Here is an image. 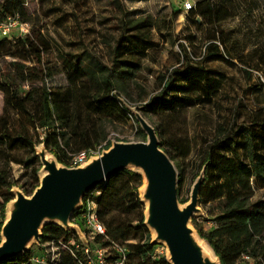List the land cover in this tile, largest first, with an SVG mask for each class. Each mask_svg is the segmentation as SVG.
I'll return each mask as SVG.
<instances>
[{
    "label": "trees",
    "instance_id": "trees-1",
    "mask_svg": "<svg viewBox=\"0 0 264 264\" xmlns=\"http://www.w3.org/2000/svg\"><path fill=\"white\" fill-rule=\"evenodd\" d=\"M26 2L0 0V22L17 18L23 23H28ZM235 6L236 0L196 1V6L189 10V16L195 24H198L197 18H201V24L208 27L203 37V57L197 62L193 61L186 46L180 44L183 62L171 70L167 81L161 84L160 92L145 103L143 109L146 112L156 113L163 109L176 111L178 104L183 108L191 107L204 99L202 91H205L206 95L210 94L209 77L223 75L208 69L206 62L215 56L222 57L224 51L220 43L227 48L224 24L231 18ZM121 22L122 33L113 48L112 66L103 64L86 49L80 54H71L72 58H63V64L70 67L72 72L81 64L88 78L80 86L62 91L48 88L49 68L43 63V50L36 39L27 35L14 42L13 50L4 52L3 48L9 40L0 38V90L5 94L7 108L19 112L28 120L27 125L23 126V131L18 133L10 131L7 128L8 121L5 122V129L0 130V149H4L6 153L17 147L34 153L36 151V156L26 159V166L32 169L30 180L21 185L26 195H32L40 185L42 165H37V158H40L36 148L39 143L45 142L46 148L54 151L58 162L69 166L73 156L66 160L59 152V137L65 140L66 131L72 130L74 135L81 137L84 143L81 148L90 150L95 142H99L97 121L104 117L134 118V113L121 100L122 94L117 90V71L123 68L121 76L134 77L133 68H140L134 55L145 54L158 43L152 39L151 19L130 18L124 9ZM29 51L34 52L36 65L28 63L26 54ZM8 56L13 59L7 60ZM26 84L30 89L24 91ZM259 84L263 85L260 80ZM79 88L83 90L79 91ZM198 93L200 95L196 96ZM169 96H172L171 100L167 99ZM93 114L97 117L96 120L91 117ZM28 125L34 129L37 140L30 133ZM39 129L44 131L42 139ZM156 131L159 136L157 128ZM204 144L206 167L200 202L214 204L219 214L208 230L200 228L196 218L193 219L194 225L221 264H264V199L254 200L255 190L252 186L255 184L264 188V122L248 125L234 121L230 126L217 130L215 136L206 139ZM160 146L173 160L174 156L165 148V141ZM11 161L10 158L0 160V234L8 218L6 211L9 203L15 197L12 190L15 181L11 178L9 165ZM125 171L132 184L123 193L117 195L114 192L116 175L88 192L97 202L98 217L105 225L109 237L104 239L98 236L94 242L105 246L119 243L126 247L127 251L131 248L130 252H126L123 264H171L167 257H157L156 252L161 244L152 242L150 236L132 246L127 245L136 234L131 232L114 212L132 213L143 206L139 189L143 185L144 176L136 171ZM81 213V210L75 212L77 217ZM76 225L85 230V225ZM77 231L65 229L55 223L44 226L40 243H62L59 259L54 264H81L80 260H85L81 247H77L80 242ZM1 242L0 240V244ZM71 250L76 254H72ZM114 252L116 256L111 253L108 258L112 264L122 258L119 253ZM25 256L27 257L24 261H19L20 264H32V255L26 252ZM245 256H248L249 260ZM16 258L15 260H18L19 256ZM5 263L6 261L2 264Z\"/></svg>",
    "mask_w": 264,
    "mask_h": 264
},
{
    "label": "rangeland",
    "instance_id": "rangeland-1",
    "mask_svg": "<svg viewBox=\"0 0 264 264\" xmlns=\"http://www.w3.org/2000/svg\"><path fill=\"white\" fill-rule=\"evenodd\" d=\"M26 1L28 32L23 33L21 29L13 28L11 38H7L9 41L3 51L13 50L14 42L27 35L36 39L40 49L43 50V63L49 68L47 86L60 91L76 88L88 78L81 64L73 72L70 67L63 64V58H72L71 54H80L86 49L97 56L103 64L112 66L113 48L122 33L121 16L124 9L130 18H149L153 21L152 39L158 45L145 54L134 55V59L140 64L139 69L133 68L134 77L121 76L123 68H120L115 82L125 102L139 110L158 129L160 144L165 141L166 150L174 156L173 161L178 175V196L182 205L189 201L192 186L206 167L205 140L214 137L217 130L230 126L234 121L248 125L264 122V0H236L237 6L232 16L224 24L227 48L220 43L224 51L222 57L215 56L206 62L208 69L216 70L223 75L209 77L210 94L206 95L205 91H202L204 99L191 107L183 108L178 104L176 111L163 109L156 113L146 112L143 106L152 96L160 92L161 84L167 81L171 70L182 64L184 57L180 44L186 46L193 61L201 60L204 54L203 37L208 27L201 24V18H197L198 24L194 23L189 11L185 10L186 0ZM26 56L29 58L28 63L32 66L36 65L33 51H29ZM12 59L11 56L7 57V60ZM259 80L263 85L259 84ZM23 89L27 91L30 86L26 84ZM82 90L83 88H79V91ZM167 99L171 100L172 96ZM91 117L97 119L94 114ZM6 121H8L7 128L13 133L22 132L23 126L28 122L25 116L7 108L5 94L0 90V130L5 129ZM28 128L37 140L34 129L30 125ZM96 129L99 142H95L91 149L105 142L110 148L114 141H147V134L136 116L129 119L104 117L97 121ZM39 132L42 133L40 137L42 139L43 129H39ZM66 133L65 140L59 137V152L66 160L88 150L81 148L84 143L81 137L73 134L72 130ZM43 144L45 142L39 143L36 148ZM47 153L55 155L54 151L48 149ZM32 156H36V151L34 153L21 147L7 153L4 149H0V160L8 158L12 160L9 164L11 178L15 181V187L21 190V185L31 178L32 169L26 166V159ZM38 163L42 165L41 160L37 158V165ZM125 170L140 173L135 168H126L117 174L114 190L117 195L123 193L132 184ZM143 186L144 182L139 189L140 199L143 202L141 208L132 213L114 212L131 232L136 234L127 242L128 246L141 242L148 236L153 242L155 236L153 230L145 223L146 203L142 199ZM252 186L255 190L254 200L264 199V188L255 184ZM199 205L202 212L192 218L191 225L199 239L212 250L200 235L199 229L195 227L193 219L196 218L200 228L208 230L219 210L212 203L200 202ZM6 216H9L8 209ZM71 223L84 227V223L75 213L71 217ZM2 239L0 234V240ZM160 244L156 252L157 257L168 258L166 245ZM39 248L38 242L33 239L28 244L26 252L34 255ZM111 250L112 256H116L114 250L112 248ZM130 250L131 248L126 252ZM25 253L20 254L18 260L9 259L5 264H20L28 256H25Z\"/></svg>",
    "mask_w": 264,
    "mask_h": 264
},
{
    "label": "water",
    "instance_id": "water-1",
    "mask_svg": "<svg viewBox=\"0 0 264 264\" xmlns=\"http://www.w3.org/2000/svg\"><path fill=\"white\" fill-rule=\"evenodd\" d=\"M130 109L146 132L147 141H114L108 150L80 167L60 164L47 153L45 144L37 148L42 163L40 185L30 196L19 187L12 189L15 197L9 203V216L2 227L0 264L25 253L33 239L40 242L47 224L80 229L71 223V217L86 194L126 168H135L144 176L145 223L155 234L153 242L166 245L170 263L221 264L191 225L192 218L202 212L199 204L204 170L192 186L189 201L182 205L174 161L161 148L156 128L139 110Z\"/></svg>",
    "mask_w": 264,
    "mask_h": 264
},
{
    "label": "built area",
    "instance_id": "built-area-1",
    "mask_svg": "<svg viewBox=\"0 0 264 264\" xmlns=\"http://www.w3.org/2000/svg\"><path fill=\"white\" fill-rule=\"evenodd\" d=\"M185 10L189 11L196 6V0H186L184 3ZM28 23H23L17 18H9L8 21L0 22V38H11V31L13 28H19L23 33L28 32ZM123 102L127 104L122 97ZM108 143L105 142L95 149L85 150L77 155L73 156L70 160L69 167H80L91 161L94 157L100 156L104 151L108 150ZM99 193V192H98ZM97 202L89 193L82 200V204L78 210L82 213L78 217L83 221L85 230L80 227L78 234L80 236V242L77 247H81L83 251L84 261L80 260L81 264H112L108 261L111 255V248L119 253L122 258L117 260L114 264H123L126 257L127 248L119 243H112L109 246L95 243V239L98 236H102L104 239H108L107 229L105 225L100 221L97 213ZM94 244V247H92ZM40 250L31 256L32 264H54L60 256L61 241L56 243L55 241L39 243ZM92 245V246H91ZM66 247V246H65ZM72 254H76L71 250ZM249 260L248 256H245Z\"/></svg>",
    "mask_w": 264,
    "mask_h": 264
},
{
    "label": "bare ground",
    "instance_id": "bare-ground-1",
    "mask_svg": "<svg viewBox=\"0 0 264 264\" xmlns=\"http://www.w3.org/2000/svg\"><path fill=\"white\" fill-rule=\"evenodd\" d=\"M204 245H205V247L209 250V251H211L212 252V250L209 248V246L207 245V244H205L203 241H201ZM213 253V252H212Z\"/></svg>",
    "mask_w": 264,
    "mask_h": 264
},
{
    "label": "crops",
    "instance_id": "crops-1",
    "mask_svg": "<svg viewBox=\"0 0 264 264\" xmlns=\"http://www.w3.org/2000/svg\"><path fill=\"white\" fill-rule=\"evenodd\" d=\"M214 222V221H213ZM213 222L211 223V226H210V228L213 226Z\"/></svg>",
    "mask_w": 264,
    "mask_h": 264
}]
</instances>
